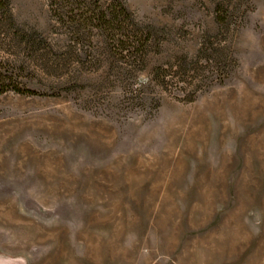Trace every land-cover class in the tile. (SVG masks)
Segmentation results:
<instances>
[{"label": "rangeland", "instance_id": "1", "mask_svg": "<svg viewBox=\"0 0 264 264\" xmlns=\"http://www.w3.org/2000/svg\"><path fill=\"white\" fill-rule=\"evenodd\" d=\"M117 1L11 0L55 54L0 95V264H264V0Z\"/></svg>", "mask_w": 264, "mask_h": 264}, {"label": "trees", "instance_id": "2", "mask_svg": "<svg viewBox=\"0 0 264 264\" xmlns=\"http://www.w3.org/2000/svg\"><path fill=\"white\" fill-rule=\"evenodd\" d=\"M49 1L54 15H62L60 6L63 0ZM117 2L118 5L115 7L110 6L101 15H95L92 18H97L109 30H126L127 27L123 23L130 17V13L121 1ZM217 16L219 23L225 21L224 17ZM117 21L121 24L116 25ZM124 34L128 36V40L122 46L123 51L127 53L133 51L138 60H145L148 43L152 38L150 29L146 31L139 28L134 34ZM54 54L52 43L40 30L25 26L17 20L11 0H0V95L10 91L36 94V89L27 81L28 61L54 62Z\"/></svg>", "mask_w": 264, "mask_h": 264}]
</instances>
